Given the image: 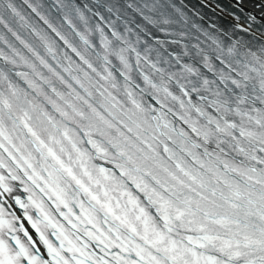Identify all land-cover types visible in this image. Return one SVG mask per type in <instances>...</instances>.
Listing matches in <instances>:
<instances>
[{
  "label": "snow or ice",
  "instance_id": "snow-or-ice-1",
  "mask_svg": "<svg viewBox=\"0 0 264 264\" xmlns=\"http://www.w3.org/2000/svg\"><path fill=\"white\" fill-rule=\"evenodd\" d=\"M23 4L79 58L81 63L76 64L65 52L69 66L63 72L69 74L83 94L17 29H30L53 59L55 41L29 23L15 0H0V27L69 89L67 94L59 91L35 63L9 44L14 57L32 69L55 99L40 84L28 79L27 73L17 75L51 105L59 119L35 97L30 99L27 91L10 82L7 91H0V150L7 154L5 158L0 153V168L7 167L11 180L20 181L29 194L27 203L19 196L15 200L25 210L50 258L38 255L41 250L23 225L16 229L12 221L2 218L0 206V264H264V54L249 52L252 59L242 64L243 71L236 72L239 78L223 70L217 72L229 95L216 90L212 93L214 99L200 96L201 101L207 102L206 107L215 111L213 115L206 107L192 102L189 90L175 73H166L157 67L159 59H150L153 51L158 58L162 55L160 49L166 41L147 28L141 30L159 47L144 40L142 57L121 33L113 29L112 36L125 46L114 44L96 25L101 53L89 38L91 29L80 31L68 14L64 21L82 48L31 0H23ZM166 7L175 8L157 2L150 7L145 5L156 16L146 15L139 8L136 11L147 24L174 35L164 27L174 23L164 10ZM108 11L113 8L108 7ZM76 12L87 24L83 13L79 9ZM125 31L132 29L126 24ZM0 40L5 37L0 35ZM140 42L137 34L136 43ZM233 52V48L228 49L229 55ZM130 53H135L136 68L143 60L149 69L140 72L143 86L131 75ZM93 55L96 61H102L100 67L90 58ZM110 56L120 62L117 70L123 84L113 71ZM0 57L13 64L18 62L3 51ZM216 58L220 59V55ZM204 61L210 71H216L207 56ZM72 65L77 75L72 74ZM182 67L187 74L182 79L200 78L197 68L187 64ZM227 67L236 71L231 62ZM0 79H8L2 70ZM173 79L183 96L189 97L187 101L170 91ZM229 81L234 87L229 88ZM189 83L191 92L201 91L196 82ZM213 83L202 78L205 91ZM145 94L155 100L159 109L145 101ZM169 101L177 102L180 110L174 111ZM169 114L187 129L178 127L168 118ZM237 157L242 159L237 161ZM96 159L112 164L116 171L93 163ZM0 188L13 191L3 175ZM81 194L83 199L79 198ZM30 207L35 209V217L28 214ZM56 213L67 226L56 219ZM17 231H23L29 243L15 235ZM7 233L12 235L5 239ZM93 245L102 255L91 250Z\"/></svg>",
  "mask_w": 264,
  "mask_h": 264
},
{
  "label": "bare ground",
  "instance_id": "bare-ground-1",
  "mask_svg": "<svg viewBox=\"0 0 264 264\" xmlns=\"http://www.w3.org/2000/svg\"><path fill=\"white\" fill-rule=\"evenodd\" d=\"M213 13L229 22L234 27L255 36L264 41V31L253 23H249L244 18L231 12L229 8L222 7L215 0H197ZM237 6L244 12L254 15L259 21L264 23V0H226Z\"/></svg>",
  "mask_w": 264,
  "mask_h": 264
}]
</instances>
